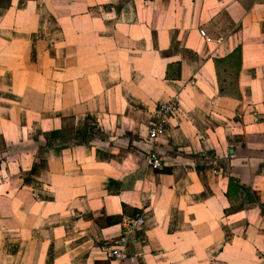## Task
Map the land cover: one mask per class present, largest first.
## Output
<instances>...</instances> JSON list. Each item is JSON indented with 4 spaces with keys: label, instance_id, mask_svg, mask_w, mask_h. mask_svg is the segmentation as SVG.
Segmentation results:
<instances>
[{
    "label": "crops",
    "instance_id": "obj_1",
    "mask_svg": "<svg viewBox=\"0 0 264 264\" xmlns=\"http://www.w3.org/2000/svg\"><path fill=\"white\" fill-rule=\"evenodd\" d=\"M0 264H264V0H0Z\"/></svg>",
    "mask_w": 264,
    "mask_h": 264
},
{
    "label": "built area",
    "instance_id": "obj_2",
    "mask_svg": "<svg viewBox=\"0 0 264 264\" xmlns=\"http://www.w3.org/2000/svg\"><path fill=\"white\" fill-rule=\"evenodd\" d=\"M177 110V102L171 101L165 104L159 105L154 111V120L152 127L148 130V139L150 142H155L160 136H162L165 132V119L171 116ZM259 118L255 112L252 113V122L258 123ZM229 158L231 160L234 159V155H230ZM148 165L152 169L161 168V161L158 159L157 155L154 152L148 153L147 159ZM130 229L133 231H142L144 226V221L141 217H138L134 220L128 222ZM109 257L113 261L123 262L127 260L126 254L121 250L119 246L112 247L109 252Z\"/></svg>",
    "mask_w": 264,
    "mask_h": 264
},
{
    "label": "rangeland",
    "instance_id": "obj_3",
    "mask_svg": "<svg viewBox=\"0 0 264 264\" xmlns=\"http://www.w3.org/2000/svg\"><path fill=\"white\" fill-rule=\"evenodd\" d=\"M66 125H71V121L67 122Z\"/></svg>",
    "mask_w": 264,
    "mask_h": 264
}]
</instances>
